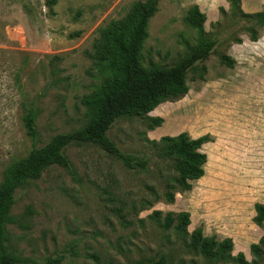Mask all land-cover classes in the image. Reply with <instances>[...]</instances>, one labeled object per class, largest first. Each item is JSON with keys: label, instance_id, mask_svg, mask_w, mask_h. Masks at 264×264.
Wrapping results in <instances>:
<instances>
[{"label": "rangeland", "instance_id": "rangeland-1", "mask_svg": "<svg viewBox=\"0 0 264 264\" xmlns=\"http://www.w3.org/2000/svg\"><path fill=\"white\" fill-rule=\"evenodd\" d=\"M136 1L145 0H56L50 8L44 0H0V183L32 146L21 121L28 109L36 112V147L82 126L81 99L103 76L88 58L91 45ZM193 5L204 15L200 32L184 21ZM263 8L264 0L238 3L244 14ZM240 17L227 0H157L142 43L143 67L171 66L200 39L215 40L211 53L187 72L183 96L147 114L161 119L158 126L149 130L143 117L127 116L106 132L120 152L145 160L146 170H127L95 144H71L63 150L70 170L51 165L14 191L4 227L14 264L158 257L165 264H238V253L246 264H264V223L252 222L253 205L264 204V29ZM181 133L208 137L199 149L203 174L168 204L161 193L163 177L173 176L170 163L147 141ZM178 213L188 215L186 235L177 229ZM166 214L172 221L164 228ZM195 229L215 241L229 239L227 256L209 259L190 249L187 236Z\"/></svg>", "mask_w": 264, "mask_h": 264}, {"label": "trees", "instance_id": "trees-1", "mask_svg": "<svg viewBox=\"0 0 264 264\" xmlns=\"http://www.w3.org/2000/svg\"><path fill=\"white\" fill-rule=\"evenodd\" d=\"M230 11L239 12L240 18L247 22L255 21L264 29V8L254 14H244L238 9L239 0H227ZM56 0H44V5L52 7ZM157 0L133 2L124 16L109 23L98 31L93 41L88 58L103 75L94 90L81 99L84 111V123L79 128L67 133L53 135L47 143L35 146L36 112L28 109L21 117L26 136L32 146L25 157L13 162L4 171L0 183V264H14L17 259L5 245V222L13 201L14 191L27 180H35L40 173L51 165L70 170V163L63 150L71 144L91 143L97 145L106 154L115 158L127 170H146L147 162L123 154L106 137L111 124L120 117H143L147 129L161 123L159 117L147 114L163 101H171L187 92L185 77L187 72L211 53L215 40L200 39L197 44L178 62L168 67L141 65V48L147 36V22L156 11ZM221 14L224 11L220 10ZM235 16V15H232ZM184 21L191 28L201 31L204 15L197 6L190 7ZM248 38L256 39L254 30L246 28ZM222 64L231 65L227 56L220 58ZM147 141V140H146ZM208 141L207 136L190 139L185 133L174 137H161L158 141H147L163 160H168L173 176L163 177L161 197L164 202H173L176 192L188 191L191 182L202 176L205 155L199 151L200 146ZM150 192L152 189L149 188ZM252 222L264 223V204L253 205ZM154 212V215H157ZM177 229L186 235L188 222L186 213L175 216ZM172 219L170 214L163 218L162 227L167 228ZM188 247L199 255L209 259H221L231 250V241L227 238L215 241L213 237H203L200 229H195L187 236ZM261 244L263 241L260 242ZM255 249V246L251 247ZM238 264H246L242 255H236ZM57 263V261H55ZM134 264H165L163 257L137 261Z\"/></svg>", "mask_w": 264, "mask_h": 264}]
</instances>
